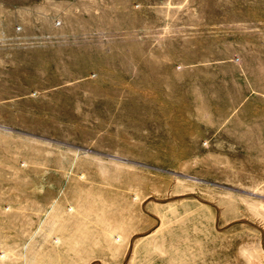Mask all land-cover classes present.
Listing matches in <instances>:
<instances>
[{
  "label": "rangeland",
  "instance_id": "374dc122",
  "mask_svg": "<svg viewBox=\"0 0 264 264\" xmlns=\"http://www.w3.org/2000/svg\"><path fill=\"white\" fill-rule=\"evenodd\" d=\"M0 264H264V0H0Z\"/></svg>",
  "mask_w": 264,
  "mask_h": 264
}]
</instances>
